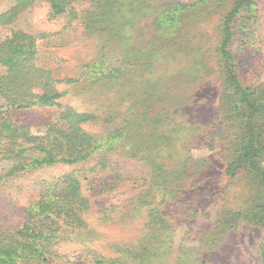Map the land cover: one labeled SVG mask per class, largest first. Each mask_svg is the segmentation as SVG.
<instances>
[{
    "label": "rangeland",
    "instance_id": "374dc122",
    "mask_svg": "<svg viewBox=\"0 0 264 264\" xmlns=\"http://www.w3.org/2000/svg\"><path fill=\"white\" fill-rule=\"evenodd\" d=\"M177 1L133 20L130 28L113 33L114 39L107 31L84 30L81 19L90 10L88 1L75 3L79 18L71 23L65 17L50 18L45 2L26 11L28 25L50 33L37 41V63L50 69L59 80L58 88L67 91L59 104L99 115L83 127L98 134L100 142L129 121L135 128L126 141H116L118 149L102 148L88 161L47 169L48 174L75 169L86 194L93 197L86 215L88 227L70 232L61 245L66 263L89 264L88 251L96 250L108 256L128 255L136 263L144 257L142 264H261L263 225L246 220L235 228L216 226L227 213L245 208L259 192L256 178L247 169L235 177L225 174L236 150L232 143L236 127L222 104L224 74L217 47L220 25L234 0H180L196 5L182 12L170 30L158 29L156 17L166 9L172 13ZM254 2L260 23L257 34L244 36L238 17L233 21L231 49L242 84L261 89L264 0ZM11 4L12 0H0V11ZM7 33L0 26V38ZM151 44L158 48L153 57L148 55ZM141 49L145 54H140ZM127 57L133 62L121 79L103 77L102 71ZM58 109L59 105L13 108L10 113L33 132H43ZM259 125L264 132V118ZM136 141L146 142L153 162L125 156L126 143ZM103 151L114 152L123 161L118 166L120 179L110 180L114 174L110 168L89 172ZM158 162L166 163L174 175L167 176L156 166ZM8 168L4 162L0 171ZM104 182L109 191L100 194ZM30 194L18 197L19 210ZM62 261L54 264H66Z\"/></svg>",
    "mask_w": 264,
    "mask_h": 264
},
{
    "label": "trees",
    "instance_id": "16d2710c",
    "mask_svg": "<svg viewBox=\"0 0 264 264\" xmlns=\"http://www.w3.org/2000/svg\"><path fill=\"white\" fill-rule=\"evenodd\" d=\"M81 1L90 3V10L81 19L84 30L88 33L107 31L114 39L113 33L130 28L135 20L150 14L151 10H163L169 2L177 0L164 3H160L161 0H12L9 8L0 11V26L8 30L0 38V168L4 162L9 163L5 173L0 171V264H54L62 261L61 245L67 241L68 234L88 227L86 215L92 207L93 197L86 194L80 173L75 169L49 174L47 169L88 161L102 148L118 149L120 145L116 141L120 138L126 141L124 139L131 136L132 128L135 130L129 121L111 130L100 142L98 134L83 127L98 120L99 115L60 105L59 101L67 91L58 88L59 80L53 77L50 69L37 63V41L49 37L50 33L28 25L26 11L45 2L50 7V18L65 17L71 23L79 18L73 8ZM178 4L172 13L168 12L171 9H166L156 17L158 29L168 30L179 20L182 12L196 5ZM257 13L254 0H234L220 25L221 39L217 51L224 74L222 104L224 111L235 119L236 127L232 138L236 150L226 164L225 174L235 177L247 169L256 178L259 190L256 198L249 199L245 208L229 212L218 220L216 226L221 224L224 229L235 228L246 220L264 226V132L259 125L260 119L264 118V88L254 89L242 84L231 49L235 34L233 21L241 17L244 36L252 37L257 34L260 24ZM156 49L152 44L148 46V55L153 57ZM140 54H145V50L141 49ZM131 61L133 59L127 57L120 65L109 66L102 71L106 72L103 77L121 79ZM140 61L142 59L138 55L137 62ZM67 81L74 83L76 79ZM54 105H59V109L43 132H33L29 124L16 122L10 113L13 108ZM152 120L156 122L157 118ZM147 150L146 142L136 141L126 143L123 152L126 157L142 156L153 162V155ZM116 156L114 152L108 154L103 151L89 172L110 168L114 172L110 180L113 181L115 176L120 179L122 175L118 166H122L123 161ZM156 166L167 176L174 175L166 163L158 162ZM155 180L157 182L156 177ZM106 187L108 184L104 182L99 193L108 192ZM28 192L31 194L19 210L15 203L20 195ZM13 215L17 218L13 219ZM260 250L261 264H264V240ZM88 253L91 256L89 264L145 262L144 257L136 263L128 255L120 253L119 256H108L96 250Z\"/></svg>",
    "mask_w": 264,
    "mask_h": 264
}]
</instances>
